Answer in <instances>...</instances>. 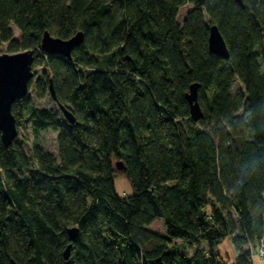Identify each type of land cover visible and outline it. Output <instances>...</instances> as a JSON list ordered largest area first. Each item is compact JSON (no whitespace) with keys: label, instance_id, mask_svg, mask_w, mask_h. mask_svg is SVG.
<instances>
[{"label":"trees","instance_id":"trees-1","mask_svg":"<svg viewBox=\"0 0 264 264\" xmlns=\"http://www.w3.org/2000/svg\"><path fill=\"white\" fill-rule=\"evenodd\" d=\"M241 2L0 0V45L34 51L32 71L43 68L35 99L51 82L53 102L75 121L28 96L12 104L18 131L56 133V154L37 142L26 154L18 131L10 145L0 140V264H227L219 245L234 249L249 230L228 185L241 160L264 154V0ZM210 26L227 59L209 52ZM44 32L83 40L69 58L49 55ZM235 80L243 93L232 94ZM192 84L203 116L195 122ZM248 109L260 115L246 138L233 122ZM117 162L129 195L116 192ZM261 188L264 177L249 185ZM156 220L165 235L148 229ZM234 260L248 264L246 253Z\"/></svg>","mask_w":264,"mask_h":264},{"label":"water","instance_id":"water-1","mask_svg":"<svg viewBox=\"0 0 264 264\" xmlns=\"http://www.w3.org/2000/svg\"><path fill=\"white\" fill-rule=\"evenodd\" d=\"M233 1L243 7L241 0ZM209 28L207 40L209 52L227 59L228 51L218 31L219 29L216 26H210ZM82 40L83 34L81 32H78L69 40H62L51 36L49 32H44L40 41V51L49 55L69 58L71 51L79 46ZM34 54L33 50H24L13 54H0V140L5 146L10 145L17 136L18 129L16 128L15 118L11 113V106L16 100L25 98L28 94L30 83L34 78L32 71ZM49 87L50 97L55 99L51 82H49ZM198 87V84L190 85L189 92L185 96L189 105L190 119L194 122L203 117L197 101ZM58 109L69 124L75 122L69 110L61 105L58 106ZM115 167L118 170L123 169L120 162H117ZM68 231L69 239L71 241L74 240L78 233L76 228ZM69 248L70 244L63 252L64 259H67L68 255H70ZM10 262V264H16L13 261Z\"/></svg>","mask_w":264,"mask_h":264},{"label":"clouds","instance_id":"clouds-1","mask_svg":"<svg viewBox=\"0 0 264 264\" xmlns=\"http://www.w3.org/2000/svg\"><path fill=\"white\" fill-rule=\"evenodd\" d=\"M259 107V106H258ZM260 113L248 109L237 115L233 122L234 130L246 138L254 133L253 122ZM264 177V154L253 155L241 160L228 185V194L232 199H243L248 213L249 230L243 238L234 242L233 251L225 252L230 264H235L234 254H247L248 264H264V188L250 191L249 185L255 179Z\"/></svg>","mask_w":264,"mask_h":264},{"label":"rangeland","instance_id":"rangeland-1","mask_svg":"<svg viewBox=\"0 0 264 264\" xmlns=\"http://www.w3.org/2000/svg\"><path fill=\"white\" fill-rule=\"evenodd\" d=\"M191 9H192L191 5H186V6L182 7L178 12L179 17H177V21L179 23H181L183 21L184 17H186L185 15L187 14V12L190 11ZM11 29L13 30L12 31L13 39L18 40V38H19L18 30H16L14 27H12ZM6 48H7V44H1L0 45V54H9V52L6 51ZM42 71H43V68L40 66L33 69V72L35 73V77L33 78V80L30 83V87H29V91H28L27 96L30 97V99L32 100L33 104L36 107L43 108V110L44 109L54 110L58 114L61 121H63V123L65 124L66 121L63 119V117L60 113V110L58 109L57 105L53 102L52 98L49 96L48 93L45 94V97L42 100H36L35 99V93L33 90V82L35 81L36 78H38L40 76ZM237 93H243V88H242V85H240V83L237 80H235L233 82V86H232V94L236 95ZM55 136H56V133H54L53 131H50V130H47L44 132H39L35 136L32 133V131L30 130V128L27 127V129H25V130H23L22 128H19L17 140L20 141V139L22 137H25L26 140L28 141L23 146V150H24V152H26V154L30 153L29 150H30L32 142H37V144L40 145V147L43 149V151L49 152L52 154H56ZM115 170H116V173L118 174V177H116V179L114 180L115 188L117 185L124 187L125 185H127V179L122 177V175L119 172L120 170H118V169H115ZM163 226L164 225H162L161 220H156L148 227V229L151 230L152 232L159 234V235H165V229ZM175 243H179V242L175 241ZM180 244H181V242H180ZM182 248H183L182 251L189 256L190 253L187 252V249H188L187 246H183Z\"/></svg>","mask_w":264,"mask_h":264},{"label":"crops","instance_id":"crops-1","mask_svg":"<svg viewBox=\"0 0 264 264\" xmlns=\"http://www.w3.org/2000/svg\"><path fill=\"white\" fill-rule=\"evenodd\" d=\"M117 189V193L121 196H125V195H129L131 193L130 191V186L127 182V185H125L124 187H121L120 185L116 186ZM223 244V245H222ZM221 245H219L218 250H219V254L222 257V259L224 260V262H226L227 264H230V261H228L227 257H226V250L227 251H233L229 241H225L222 243ZM235 258V254L233 256V259Z\"/></svg>","mask_w":264,"mask_h":264}]
</instances>
